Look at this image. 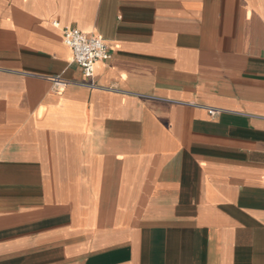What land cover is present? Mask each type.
Listing matches in <instances>:
<instances>
[{
  "label": "crops",
  "instance_id": "obj_1",
  "mask_svg": "<svg viewBox=\"0 0 264 264\" xmlns=\"http://www.w3.org/2000/svg\"><path fill=\"white\" fill-rule=\"evenodd\" d=\"M0 264H264V0H0Z\"/></svg>",
  "mask_w": 264,
  "mask_h": 264
},
{
  "label": "built area",
  "instance_id": "obj_2",
  "mask_svg": "<svg viewBox=\"0 0 264 264\" xmlns=\"http://www.w3.org/2000/svg\"><path fill=\"white\" fill-rule=\"evenodd\" d=\"M62 41L71 49L73 61L79 65L86 79L92 78L97 61L110 57L108 47L100 35H87L79 29L68 28L62 31ZM51 81L55 87L63 84L58 77H52ZM85 84L94 86L91 81Z\"/></svg>",
  "mask_w": 264,
  "mask_h": 264
}]
</instances>
